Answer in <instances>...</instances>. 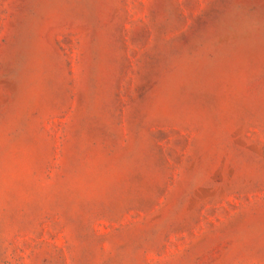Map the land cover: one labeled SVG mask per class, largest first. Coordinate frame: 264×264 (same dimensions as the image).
<instances>
[{
	"label": "rangeland",
	"instance_id": "1",
	"mask_svg": "<svg viewBox=\"0 0 264 264\" xmlns=\"http://www.w3.org/2000/svg\"><path fill=\"white\" fill-rule=\"evenodd\" d=\"M0 264H264V0H0Z\"/></svg>",
	"mask_w": 264,
	"mask_h": 264
}]
</instances>
